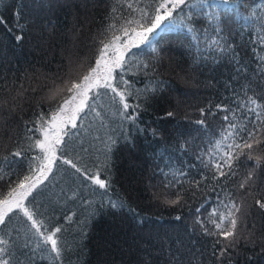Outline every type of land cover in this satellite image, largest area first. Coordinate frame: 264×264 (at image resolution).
<instances>
[{
	"label": "trees",
	"instance_id": "trees-1",
	"mask_svg": "<svg viewBox=\"0 0 264 264\" xmlns=\"http://www.w3.org/2000/svg\"><path fill=\"white\" fill-rule=\"evenodd\" d=\"M161 2L0 0V16L7 21L0 25L2 94L6 99L17 92L32 98L31 106L24 104L22 118L0 119L4 125L0 128V175L4 176L0 180V199L17 188L25 176H38V169L43 167L46 179L32 188L23 204L34 213L45 235L57 226L61 228L56 234L61 248L57 257L50 242L45 243L23 213L14 210L7 227H0V237L11 239V255L5 257L9 264H264V211L255 205V199H264V159L260 167H253L255 156L264 157V130L258 134L262 143L253 146L254 158L245 160L241 155L234 161V166L241 164L234 180L251 171L254 194L242 197L234 181L226 185L238 193L241 206L235 213L236 243L227 259L213 256L218 247L216 237L204 234L195 214L197 206L203 204L201 218H208L216 197L212 185L219 183L211 181V172L197 158L224 125L225 113L216 106L235 110L238 104L254 98L259 107L247 114L259 112L264 120V0H235L227 14L206 5L198 10L182 6L162 22L174 21V30L162 34L164 39L156 45V53L144 44L132 48L140 52L139 61L157 69L146 72L132 67L124 76L131 89L139 90L128 98L130 104H140L134 121L127 118L132 109L123 110L119 97L111 90L93 88L88 93L80 113L83 119L77 121V128L67 129L68 136H62L67 142L64 151L89 172L101 171L102 178L107 174L111 181L107 194L60 159L53 158L55 162L49 166L50 154L34 144L36 138L43 139L42 133L33 135L26 130L25 121L36 119L38 106L45 111L54 109L73 95L64 89L49 98L52 89L63 87L62 81L81 82L94 66L96 40L109 22L116 24L114 34L121 37L118 44L135 41L138 38L132 29H143L135 23L124 24V18L140 19L143 9L154 14ZM194 2L188 0V4ZM129 3L132 9L126 7ZM212 3L214 0H207V4ZM114 7L117 11L112 13ZM16 12L24 32L19 41L14 39L19 34ZM143 22L146 24L147 18ZM123 27L128 29V36L123 35ZM216 40L230 45L231 51L221 54L216 50ZM236 61L247 71L238 73ZM99 71H103V65ZM114 75L111 83L119 86L118 91L124 90L126 86L120 83L119 75ZM157 80L164 81V85L155 92H145ZM97 91L102 95L93 100ZM79 100L77 97L69 108ZM249 107L254 106L249 103ZM244 111L237 113L238 123ZM169 112L173 116H167ZM199 120H204L205 126L198 124ZM17 149L23 150L22 157L11 155ZM97 164L101 167L97 168ZM181 171L190 177L204 171L209 178L201 185L202 191L185 183L187 190L181 202L171 205L165 201L175 198L170 193L179 185L169 189L164 185L166 180L172 183L181 179ZM192 192L196 193L194 197ZM116 199L123 200L135 214L110 207L109 200ZM219 215L218 212L214 218ZM218 222L224 229L231 227L227 219ZM206 226L215 230L211 223ZM25 242L27 249L23 248Z\"/></svg>",
	"mask_w": 264,
	"mask_h": 264
},
{
	"label": "snow or ice",
	"instance_id": "snow-or-ice-1",
	"mask_svg": "<svg viewBox=\"0 0 264 264\" xmlns=\"http://www.w3.org/2000/svg\"><path fill=\"white\" fill-rule=\"evenodd\" d=\"M235 3V0H214V3L207 4V0H195L194 3L188 4V0H163V2L158 3L154 9V14H150L148 9H143L141 11L140 19L132 20L127 17L124 18V24L135 23L139 25L143 31H136L135 28L132 31L135 33V36L138 38L135 41L125 40L123 43L118 44L117 42L121 40L120 36L114 34L116 29V24L109 22L105 30L100 34L98 40H96V58L94 60V66H90L87 74L82 76L81 82L76 81H62L63 87H56L52 89L51 96L54 98L59 92L66 89L68 92L73 93L72 96L67 97L54 109H49L47 111L42 110L38 106V111L35 120L25 121V127L27 132L35 135L37 132L42 133L43 139L36 138L34 141L35 146L39 147L43 152L49 153L50 156L47 157L48 165L50 166L55 162L53 158L60 159L61 163L69 166L76 173L87 182L96 186V188L104 190V194H107L110 189L111 181L107 174L103 175L102 172H89V170L84 167L82 168L78 161L68 158L66 152L64 151L67 148V142L62 138V136H68L69 132L67 129L77 128V121L83 119L80 116V113L86 106V101L89 98L88 93L93 89L104 88L106 90H111L119 97V101L122 105L123 110L126 112L131 108V112H128L127 118L129 120H135L137 116V109H139L140 104L133 101L131 104L128 102V98L133 95V92L137 93L139 90H133L130 87V82L124 79V76L132 67H139L143 70L156 72L157 69L155 66L148 63H143L139 61L140 52H133L132 48H139L141 44H144L151 52L156 53L158 43L163 42V35L174 30V21L169 20L168 23H162L168 17H172L173 13L177 9H182V6L187 5L192 10H198L203 6L209 8H221L227 14L228 9ZM129 9L133 8L131 3L126 6ZM112 13H115L117 9L114 7ZM16 16V25L15 27L19 30L14 39L19 41L24 38L23 25L19 20V12L14 13ZM147 18V23L143 21ZM7 21L3 16H0V25H6ZM123 35L128 36V29L123 27ZM11 31V29H9ZM151 34V38H149ZM261 43L264 44V40H261ZM216 50L221 54H225L231 51V46H224L221 44L220 40L214 41ZM112 49L110 52L109 50ZM236 54L233 53V59L235 60ZM264 59V58H261ZM127 61V63H126ZM237 67L236 71L238 73H244L247 69L240 65L239 61H236ZM103 65V71L100 72L101 66ZM119 70V71H118ZM119 75L120 83L124 84L126 87L124 90L118 91V85L111 83L116 76ZM164 81L157 80L152 82L150 86L145 89V92H155L159 87L164 85ZM4 88L0 87V119L4 117H13L22 118V113L24 111V104L27 103L31 106V97H22L21 93L17 92L16 94L10 96L6 99L3 96ZM36 89H33L35 92ZM102 93L97 91L93 100L96 96H100ZM77 97H80L79 103H77L73 108H69V104L72 101H75ZM37 99H40L39 97ZM249 103L254 107H249ZM217 110L224 112L222 119L224 125L221 128L220 132L217 133L214 138L209 142L208 147L204 150L203 154H198V159L200 164L204 169H207L208 172H211V181H219L212 185V191L216 192L215 202L210 205L209 216L207 219L201 218V211L204 207L203 204L198 205L195 209L196 214V223L200 225L202 231L205 235H212L216 237L215 244L218 247H215L213 250V256L216 259L225 258L227 259L230 255V249H234L236 240H235V226L236 218L235 213L240 212V204L237 202V192H233L229 187H226L228 181H234V185L238 188V192L242 194V197L248 195H253V188L255 181L253 180L252 172L249 171L245 176H242L238 181L234 180L238 176L239 169L241 164H236L234 166V161L239 160L241 155L245 156V160H252L254 144L260 145L262 141L259 139L258 134L264 130V120H261L260 113L256 112L254 116H249L248 112H255V107H259L258 101L254 98H248L244 104H238L235 110H230L226 106L217 105ZM242 109H246L239 120L241 123H238L237 113L241 112ZM209 115L214 113L209 112ZM86 115V114H85ZM201 115H204V110L201 109ZM167 116H173V113H167ZM198 124L205 126L204 120L197 121ZM4 125L0 124V128H3ZM8 127H11L9 124ZM52 133V136L49 133ZM74 135V133H72ZM58 146H62L60 150V156L57 157L56 153ZM32 147V145H30ZM244 149H248V152H244ZM109 150H111L109 148ZM13 157H22L23 150L17 149L11 153ZM38 158V157H37ZM8 158L5 157V160ZM264 159L259 155L255 156V165L253 167H260V161ZM101 166L97 164V168ZM39 175L33 178L31 175L25 176L24 180L19 183L17 188H12L8 192L7 196L3 199H0V227H7L10 222L11 217L9 216L14 210L16 213H23L28 221L31 222L32 227L36 229V232L43 237L45 243L51 245V250L55 252L56 256L61 255V248L58 246V239L56 237L57 233L61 232L60 227H55L50 234L45 235L41 231V225L38 223L37 219L34 218V213L29 211V209L23 204V199L30 193L33 187L39 182H42L43 179H46L44 173V168L40 167L38 169ZM103 171L106 173L107 165H104ZM162 175H167L161 173ZM181 179H174L172 183H169L167 180L165 182V189L173 187V184L179 185L177 190H174L170 193L171 196H174V199H166V203L171 205H176L181 202L183 198V193L187 190L184 187V184L187 183L189 186L196 188L197 190L202 191L201 185L205 180H207L208 173L201 171L200 173L189 176L188 172L181 171L179 173ZM4 179L3 175H0V180ZM30 182V183H29ZM204 188H207V185H204ZM24 189V191H20ZM256 192H259V189H256ZM191 195L194 197L195 192H192ZM187 203V201H185ZM255 205L262 211H264V199L257 198L255 199ZM109 206L116 209L127 210L135 214V210L128 207L126 203L121 199L109 200ZM219 212V220L227 219L230 228L224 229L222 223L218 222V219L214 218ZM179 219V217H177ZM211 223L214 225L215 230H209L206 226ZM229 237H233L232 240H229ZM11 239H4L0 237V264H9V260L5 257L10 256L11 252L9 251ZM24 249L28 248L27 242L23 245Z\"/></svg>",
	"mask_w": 264,
	"mask_h": 264
},
{
	"label": "rangeland",
	"instance_id": "rangeland-1",
	"mask_svg": "<svg viewBox=\"0 0 264 264\" xmlns=\"http://www.w3.org/2000/svg\"><path fill=\"white\" fill-rule=\"evenodd\" d=\"M49 135L52 136V133L50 132ZM46 154L49 155V153H46Z\"/></svg>",
	"mask_w": 264,
	"mask_h": 264
}]
</instances>
